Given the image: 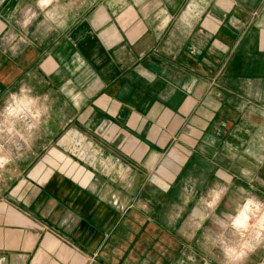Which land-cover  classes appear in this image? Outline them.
<instances>
[{
  "label": "crops",
  "instance_id": "1",
  "mask_svg": "<svg viewBox=\"0 0 264 264\" xmlns=\"http://www.w3.org/2000/svg\"><path fill=\"white\" fill-rule=\"evenodd\" d=\"M32 2L0 0L26 36L0 52V100L29 85L50 119L2 190L0 264H205L203 234L264 201V140L243 118L264 107V0H61L63 28L22 32Z\"/></svg>",
  "mask_w": 264,
  "mask_h": 264
},
{
  "label": "clouds",
  "instance_id": "2",
  "mask_svg": "<svg viewBox=\"0 0 264 264\" xmlns=\"http://www.w3.org/2000/svg\"><path fill=\"white\" fill-rule=\"evenodd\" d=\"M72 8L71 3H62L61 0H33L15 23L22 32H26L37 19L45 31L63 28L67 13ZM17 11L20 10L16 9L5 20H0V24L8 29L6 32L0 29V52L10 51L15 55L19 44L26 42L25 35L16 33L5 23L11 21ZM5 45L6 48L3 47ZM245 95L250 97L252 94L245 89ZM255 97L259 99L260 94L256 93ZM246 103H250V100ZM257 113L259 122L255 120ZM243 118L256 124L258 131L254 135L264 140V107L257 109L251 106ZM49 119L50 105L47 97L35 94L29 85L22 84L17 91L8 93L0 100V168L12 164L14 157L21 158L22 146L40 138ZM188 194H191V188ZM218 199V193L209 194L202 201L203 207L193 211L197 227L207 218L204 209L212 208ZM243 207L244 203L240 202L232 214L215 222L218 230L203 234L199 247L206 257L211 258L208 260L202 257L205 264H212V261H216V264H247L251 255L264 246V201H253L245 212L246 218L240 217ZM193 259V255L188 256V260Z\"/></svg>",
  "mask_w": 264,
  "mask_h": 264
},
{
  "label": "rangeland",
  "instance_id": "3",
  "mask_svg": "<svg viewBox=\"0 0 264 264\" xmlns=\"http://www.w3.org/2000/svg\"><path fill=\"white\" fill-rule=\"evenodd\" d=\"M34 150V144L29 143L27 145L22 146V153H31ZM27 163V162H25ZM16 164V159L14 157L13 163L8 165L6 168H0V197L4 195L2 190H5L7 186H10L12 184L16 183L17 177L13 175L14 173L11 171V167ZM254 200H248L244 202L243 209L240 210V217H245V212L248 210L249 205L252 204Z\"/></svg>",
  "mask_w": 264,
  "mask_h": 264
}]
</instances>
